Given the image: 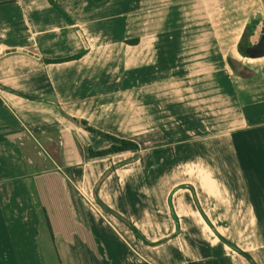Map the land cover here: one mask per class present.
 <instances>
[{"label": "crops", "instance_id": "1", "mask_svg": "<svg viewBox=\"0 0 264 264\" xmlns=\"http://www.w3.org/2000/svg\"><path fill=\"white\" fill-rule=\"evenodd\" d=\"M205 5L0 0V55H35L0 59V264H264L263 75L229 64L264 27L233 42ZM76 119L141 149L90 158Z\"/></svg>", "mask_w": 264, "mask_h": 264}, {"label": "rangeland", "instance_id": "2", "mask_svg": "<svg viewBox=\"0 0 264 264\" xmlns=\"http://www.w3.org/2000/svg\"><path fill=\"white\" fill-rule=\"evenodd\" d=\"M250 2L251 0H216L214 3H211L207 0L208 7L205 5V7H207L206 9H201V8L191 9L187 11L186 16L187 18L190 19V21H193V19L196 18H199L200 21L201 20L206 21L207 17L210 16L212 20L219 22L218 23L219 33L222 34V36H225V38H228V40L233 39L234 42L235 38L238 37L239 33L241 32V28L247 21V17L249 18L251 15H254L255 17H261L260 29L264 27V0H252L251 5L255 7V9L252 7V9L245 11L244 7L247 6L248 5L247 3ZM234 4L236 5V7L232 9L225 7L227 5H234ZM210 5H214V7ZM160 27L161 25L158 24L157 28L160 29ZM260 37L261 34L259 31L256 41H259ZM263 64L264 61L262 60L245 59L241 62V64L238 65L239 72L244 75L241 76L242 78L249 77L245 79H251L254 76H256V74L258 73L263 75V77L261 76V78H258V80L254 81V83H256V86L250 87L246 83H244V85L247 86L246 89L252 91L253 94L252 100L254 102L255 100H261L264 98V71H262L264 70V66H262ZM149 124H152V120L148 119L145 123L146 128H148L147 126ZM225 124H226L225 122H221L222 125L221 132L224 130ZM237 127L238 126H234L233 129ZM160 134H161L160 128H157V137L151 140L145 139L146 142L145 146L155 145L159 142L165 141V139L160 138ZM224 138L225 137H221V141H226L227 138L226 139ZM197 140L201 141L203 139L199 138ZM206 140H208V142L205 141L206 143L212 144L211 137L206 138ZM192 172H196V169Z\"/></svg>", "mask_w": 264, "mask_h": 264}, {"label": "trees", "instance_id": "3", "mask_svg": "<svg viewBox=\"0 0 264 264\" xmlns=\"http://www.w3.org/2000/svg\"><path fill=\"white\" fill-rule=\"evenodd\" d=\"M48 1L51 5L55 6L57 0H48ZM92 1L96 5H101V4L105 3L107 0H92ZM255 30H256L255 25H248L245 29L243 36H242L241 42L238 45V49H239L240 54L245 58H247V49L252 47L251 37L254 35ZM137 42H138V40H135V41H132L131 43L135 44ZM80 57L81 56H77L74 58L61 60L58 63L66 62V61H70V60H76V59H79ZM229 64L232 67V69L234 70V72H236L239 76H244L242 73L239 72L238 65L241 64L240 62L236 61L233 58H229ZM245 78H249V77H245ZM74 121L78 125L84 127L86 130L91 132L92 134L99 135V136L105 138L106 140H108L110 142V147H108L106 149L90 148L88 150V156L90 158H103V157H107L110 155H115V154H120V153H125V152H139L141 149V147L138 143L131 141V140H128V139L118 138L116 136L98 131V130L94 129L93 127H91L87 121H84V120L80 121L77 119ZM80 148L82 150V147H80ZM67 174L70 175L71 178H73L72 170L67 169ZM131 227H132L134 233L139 235L138 230L132 225H131ZM244 255L249 257L245 253H244Z\"/></svg>", "mask_w": 264, "mask_h": 264}, {"label": "water", "instance_id": "4", "mask_svg": "<svg viewBox=\"0 0 264 264\" xmlns=\"http://www.w3.org/2000/svg\"><path fill=\"white\" fill-rule=\"evenodd\" d=\"M11 53H27L30 55H34L33 53L25 50H10L5 53H2L0 55V59ZM247 57L252 60H258L264 58V28L262 29L261 39L259 43L247 49Z\"/></svg>", "mask_w": 264, "mask_h": 264}]
</instances>
